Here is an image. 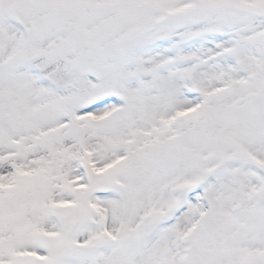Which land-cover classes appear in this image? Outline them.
Wrapping results in <instances>:
<instances>
[{
    "label": "snow or ice",
    "instance_id": "snow-or-ice-1",
    "mask_svg": "<svg viewBox=\"0 0 264 264\" xmlns=\"http://www.w3.org/2000/svg\"><path fill=\"white\" fill-rule=\"evenodd\" d=\"M0 264H264V0H0Z\"/></svg>",
    "mask_w": 264,
    "mask_h": 264
}]
</instances>
